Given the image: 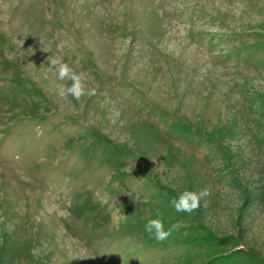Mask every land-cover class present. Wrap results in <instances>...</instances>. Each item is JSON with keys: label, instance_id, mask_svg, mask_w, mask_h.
Listing matches in <instances>:
<instances>
[{"label": "rangeland", "instance_id": "1", "mask_svg": "<svg viewBox=\"0 0 264 264\" xmlns=\"http://www.w3.org/2000/svg\"><path fill=\"white\" fill-rule=\"evenodd\" d=\"M0 264H264V0H0Z\"/></svg>", "mask_w": 264, "mask_h": 264}, {"label": "clouds", "instance_id": "2", "mask_svg": "<svg viewBox=\"0 0 264 264\" xmlns=\"http://www.w3.org/2000/svg\"><path fill=\"white\" fill-rule=\"evenodd\" d=\"M51 64L55 66L60 81H70V84H62L60 86V95L62 97L70 95L74 99L79 100L82 96L91 94L87 90L83 73L76 72L68 63L53 60ZM208 195L209 193L206 189L199 192L186 189L171 201V205L177 213L191 214L199 209L201 200ZM181 227L180 223H173L166 227L165 214L159 209L154 217L148 219L143 225L144 231L149 238L155 239L157 242L168 240Z\"/></svg>", "mask_w": 264, "mask_h": 264}]
</instances>
